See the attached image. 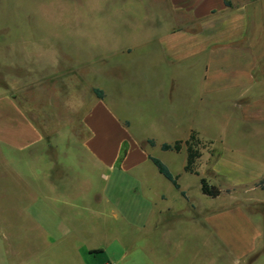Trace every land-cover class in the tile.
Segmentation results:
<instances>
[{"label": "rangeland", "instance_id": "obj_1", "mask_svg": "<svg viewBox=\"0 0 264 264\" xmlns=\"http://www.w3.org/2000/svg\"><path fill=\"white\" fill-rule=\"evenodd\" d=\"M165 8V0H0V95L23 92L22 98L36 120L51 118L60 132L78 133L84 140L92 134L87 121L100 125V132L108 140L113 129L109 113L117 126L129 122L126 147L134 143L142 153L166 163L198 211L228 209L232 216L229 229L233 231L248 228L244 226L247 220L257 225L262 237L248 263L264 264V193L245 188L237 190L234 197H207L201 191V178L213 181L210 153L204 156L209 163L202 167L204 173L191 175L185 172L186 150H161L163 143L187 141L192 126L200 138L214 140L216 152L234 143L231 138L237 132L235 124L218 123V117L211 124L173 125L160 111L161 106L171 102L167 88L177 82L172 81L170 73L162 77L149 71L160 64L153 62L148 46L142 43L162 36L170 25L163 19ZM129 48L134 50L129 53ZM190 80L181 77L178 84L192 83ZM158 87L165 91H158ZM92 88L103 90L105 99L99 100ZM220 136L228 138L224 145L217 140ZM147 139H155L157 145L147 146ZM76 143L71 140L69 150H62L66 157L61 158L70 168L64 220L55 218L47 224L42 221L39 226L22 215L15 221L7 217L1 220L0 264H64L59 250L49 248L50 244L54 248L83 244L102 247L108 252L98 254L97 264L105 257L114 261L123 258L125 247L141 251L163 244L179 245L180 250H171V255H178L181 264L205 255L212 264H226L225 255L215 252L214 240L212 252L209 247L207 252L201 249L204 234L191 228V221L172 220L170 236L159 227L163 221L160 212L167 213L164 220L174 219L179 212H196L160 177L150 161L143 162L138 171L120 169L118 165L109 173L93 161L86 149L79 153L82 142ZM17 191L21 196L25 192L22 185ZM162 194L166 202H162ZM255 201L263 202L259 210ZM66 229L72 235L63 236ZM235 239L242 240L240 236ZM243 239L248 246L253 237ZM14 248L17 251H12Z\"/></svg>", "mask_w": 264, "mask_h": 264}, {"label": "crops", "instance_id": "obj_2", "mask_svg": "<svg viewBox=\"0 0 264 264\" xmlns=\"http://www.w3.org/2000/svg\"><path fill=\"white\" fill-rule=\"evenodd\" d=\"M165 5L163 19L170 25L162 36L142 43L148 46L147 52L153 62L156 60L160 64L149 71L162 77L164 73H170L172 81L177 82L167 88L172 95L171 102L158 108L173 125L211 124L215 117L221 118L218 123L223 125H236L237 132L231 138L234 143L224 145L228 138H217L224 145L222 152L213 149L214 140L200 138L193 126L188 129L189 138L195 131L206 146L197 163L199 174L208 160L205 154L210 153L213 181L209 183L221 191L219 197L212 199H220L224 194L234 197L237 190L245 188L264 193L258 187L264 180V0H165ZM133 50L129 48L127 51ZM181 77L191 78L192 83L178 84ZM156 89L164 90L162 87ZM20 93L0 95V221L6 217V220L15 221L19 215L38 226L42 221L47 224L55 218L64 220L70 168L61 157H66L62 150H69L71 140L78 142L77 145L81 141L79 153L86 149L93 161L109 173L118 165L120 169L138 171L143 162L150 161L152 156L142 153L136 144L126 147L129 144L126 137L129 122L117 126L109 113L107 118L113 129H109L108 140L100 132V125L96 127L95 123L87 121L92 134L84 140L78 133L60 132L51 118L42 122L36 120L22 98L23 92ZM105 97L104 92V98L99 100ZM60 125L62 122L57 123V128ZM150 141L157 145L155 139H147V146H152ZM62 145L66 149H60ZM184 150L187 151L185 146L181 152ZM19 185L25 190L22 196L17 191ZM173 188L181 196L185 192L186 197H182L196 213L182 215L179 212L174 219L164 220L167 213L160 212L163 221L159 227L162 226L164 233L171 235L172 220L191 221V228L204 234L205 243L200 247H204L205 252L207 247L213 251L214 240L217 243L215 252L225 255L226 264H252L248 263L252 258L250 255L256 251L262 237L253 221H246L249 225L244 226L248 228L230 230L232 216L228 209L212 207L208 212H200L182 186L180 190ZM161 198L166 202V195L162 194ZM253 204L259 210L263 202ZM70 233L72 235V231L66 229L62 235ZM239 236L241 241L235 239ZM245 236L253 237L251 245L245 246ZM53 246L50 244L49 248L59 250L64 264H97L100 260L98 254L108 252L102 247L86 244ZM171 250L172 253L179 251V245L163 244L141 251L130 246L125 247V254L118 261L105 257L98 264H181L178 255H171ZM69 259L72 260L70 263ZM212 263L205 255L187 264Z\"/></svg>", "mask_w": 264, "mask_h": 264}, {"label": "trees", "instance_id": "obj_3", "mask_svg": "<svg viewBox=\"0 0 264 264\" xmlns=\"http://www.w3.org/2000/svg\"><path fill=\"white\" fill-rule=\"evenodd\" d=\"M226 4L229 5V3ZM93 93L99 99L104 98V92L100 89H93ZM150 144L154 146L155 142L150 141ZM184 146L187 148V164L185 166V172L199 175L197 171V163L198 160L202 157L201 151L203 143L200 140L197 132L193 131L187 141H177L174 144L164 143L161 146V149L164 152L173 151L176 153H180L183 150ZM149 159L164 178H166L170 183H172V185L177 190L181 189V186L179 184V178L172 174L167 165H165L160 159H157L155 157H150ZM258 187L264 191V180L260 182ZM201 191L203 195L208 196L210 198H217L221 195V191L216 186L211 185L206 178H201ZM181 194L183 197H186L185 192H182Z\"/></svg>", "mask_w": 264, "mask_h": 264}]
</instances>
